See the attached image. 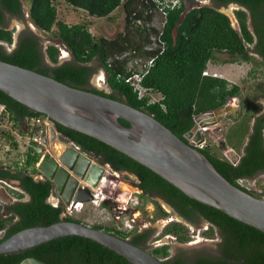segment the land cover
I'll use <instances>...</instances> for the list:
<instances>
[{
    "label": "trees",
    "instance_id": "trees-1",
    "mask_svg": "<svg viewBox=\"0 0 264 264\" xmlns=\"http://www.w3.org/2000/svg\"><path fill=\"white\" fill-rule=\"evenodd\" d=\"M57 1L0 0V60L126 102L153 115L186 142L188 139L184 134L193 127L195 116L223 106L229 97H235L240 91L237 84L224 77L203 74L210 62L218 61V54L227 53L234 57L233 60L243 58L246 61L252 60L253 54H256L259 62L264 65V0H210L209 4H202L199 0H162V4L154 2L152 6L147 0H62L98 17H108L117 8H121L125 13V32L114 38L96 36L84 23L69 24L58 20ZM197 1L200 5L188 7L187 2ZM230 3L245 7L234 11L238 28L232 24L228 14L218 9ZM158 7H161L164 16L157 23L155 10ZM26 13L38 29L54 32L61 39L71 54L70 59L59 63V46L54 43L44 46L39 35L30 28L22 29L16 45L11 47L15 29L9 28V21L11 18L26 20ZM136 15L141 17V21L137 20ZM135 34L140 36L137 42ZM147 43L155 49L151 53L156 51V55L146 65L147 69L140 81L149 91L140 96V91L132 84L134 79L128 80L135 74L134 67H138V64L132 62L133 55L129 56V53L133 52L135 56L138 47L140 51L142 48L146 50ZM144 58L147 59L148 56ZM99 67L105 69L109 91L90 85V79ZM155 94H160L161 98L151 101ZM0 104H4L0 112V124L9 122L22 135H25L23 122L28 121L31 136L36 129L35 120L47 118L46 114L30 109L2 90ZM119 121L127 127L130 126L123 118ZM56 125L63 134L79 144L81 149L100 161L110 163L115 170H126L135 174L139 179L136 185L156 205L159 214L168 215V212L157 197L168 202L179 215L192 224L198 225L202 220L207 221L209 226L205 232L218 233L219 240L215 254L196 252L186 255L179 252L171 255L168 243L149 248L152 234L150 228L139 231L138 228L121 230L101 224H93V227L124 239L129 238L133 244L148 249L162 259L164 264H264L263 230L190 197L152 169L111 145L60 123ZM251 128L252 130H248V137L246 136L248 139L244 150L236 163L230 158L218 155L210 143L195 147L230 182L261 197L264 196L263 188L251 189L240 180L253 178L264 171V113L254 117ZM3 133L13 148H19L14 134L8 130H3ZM27 150L24 164L21 167L16 164L15 173L10 169L0 170V177L19 179L30 195L29 200L7 206L8 216L1 211L0 206V233L8 229L0 242L31 226L50 225L61 219L83 222L72 214H64V204L48 202L52 193V182L36 180L27 173L28 167L34 166L38 159L33 148L27 145ZM17 195L23 196L22 193ZM164 231L165 234L174 235L182 243L190 239L187 234L188 227L180 222L171 223ZM29 257H35L47 264H134L104 244L80 235L61 236L22 251L0 254V264H20Z\"/></svg>",
    "mask_w": 264,
    "mask_h": 264
},
{
    "label": "water",
    "instance_id": "water-1",
    "mask_svg": "<svg viewBox=\"0 0 264 264\" xmlns=\"http://www.w3.org/2000/svg\"><path fill=\"white\" fill-rule=\"evenodd\" d=\"M231 5L245 9L237 3ZM218 9L222 12L226 10L225 6ZM16 41L17 38L15 45ZM0 90L52 120L49 137L43 141L52 144V153L69 170H74L75 176L70 177L67 168L60 166L55 157L44 152V147L35 140L29 139L27 144L38 153L44 152L39 170L54 182L64 204L74 207L93 199L90 188L79 184L78 177L90 187L100 186L106 192L104 184L109 172L96 161L79 155L75 149L67 148L68 138L57 134L55 123L111 145L152 169L190 197L264 231V196H256L230 182L194 145L195 142L200 144L204 141L203 128L217 123L233 104L195 116L192 129L184 134L188 139L186 142L153 115L126 102L69 85L52 76L3 60H0ZM3 108L4 104H0V112ZM234 108H238L237 105ZM120 118L127 120L130 126L123 125ZM0 193L7 196L4 201L0 195V204L13 202V197L4 186H0ZM48 202L55 203L52 197L48 198ZM5 234L6 230L1 231L0 238ZM66 235H80L98 241L134 264H164L148 249L133 244L129 239L83 222L64 219L13 233L0 242V254L22 251ZM20 264L47 263L29 257Z\"/></svg>",
    "mask_w": 264,
    "mask_h": 264
},
{
    "label": "rangeland",
    "instance_id": "rangeland-1",
    "mask_svg": "<svg viewBox=\"0 0 264 264\" xmlns=\"http://www.w3.org/2000/svg\"><path fill=\"white\" fill-rule=\"evenodd\" d=\"M151 2V6L154 0H147ZM199 2L210 3V0H199ZM56 3L58 9V20L65 21L69 24L84 23L94 35H104L108 38H114L116 35L125 32V13L121 8H117L108 17H98L90 15L86 10L76 8L69 3L62 0H58ZM155 4V3H154ZM188 7L200 5L198 1L196 3L187 2ZM154 6V5H153ZM25 11L27 12L26 5L24 4ZM226 14L230 15L232 24L238 27V21L234 11L238 8L228 4L225 6ZM147 11V9H146ZM155 21L160 22V18L164 16L163 11L160 8L155 10ZM151 16V15H150ZM114 17L113 19H111ZM137 20L141 21V17L136 15ZM11 29H15L14 42L19 32L24 28H30L35 32L42 40L44 46L49 43L57 44L60 48L59 62L71 58V54L67 46L61 41L60 38L54 34V32H44L38 29L29 19L26 13V20L18 18H11L8 25ZM249 26L252 28L250 21ZM56 28V27H55ZM136 42L140 40V36L135 34ZM14 46V43L11 47ZM10 47V48H11ZM137 48V47H136ZM147 50V51H146ZM146 50L139 47L136 49V55L133 52L129 53L131 59L134 57L137 60L138 67L135 68V74H143L147 69L148 60L156 55L151 53L153 47L147 43ZM150 50V51H148ZM67 53V54H65ZM141 53V54H140ZM146 53V54H145ZM149 53V54H147ZM147 55L145 59L143 55ZM218 61H213L208 64L207 70L210 74L228 79L229 82L237 84L240 87V91L236 97H230L227 104H233L232 106L240 105L237 116L229 115L221 116L220 120L207 126L205 131V142L210 143L213 150L222 157L230 158L237 161L244 150L246 140L248 139L247 133L250 129V124L254 117L259 113H264V65L259 62V56L254 55L253 59L246 61L243 58L234 59L233 56L223 53L218 54ZM130 58V57H129ZM130 59V60H131ZM228 60V61H227ZM230 60V61H229ZM150 61V60H149ZM132 65V64H131ZM145 65H147L145 67ZM133 66V65H132ZM102 73L98 79H95L97 74ZM90 81L99 89L109 91V87L106 83V72L102 67L97 68L95 74L91 77ZM155 96L158 98L160 95ZM1 116V115H0ZM254 116V117H253ZM252 121V122H251ZM27 120L22 123L24 131H27ZM30 127V126H29ZM31 129V127H30ZM3 130H8L11 134H14L19 142V148L12 147L10 141L6 138ZM27 135L20 134L19 129H15L11 126V123L5 121L0 124V165H16L22 166L24 161V152L27 149ZM247 136V137H246ZM204 145V144H202ZM109 176L106 177L104 189L109 196H114L120 199L121 205L131 206L134 208V213L122 215L119 219H116L114 214L107 208L98 203H85L82 209L81 204H78L79 210L72 208L71 213L74 217L79 218L83 223L92 226L93 224H101L102 226H115L121 230H130L132 228H150L152 234L149 240L150 247H155L158 244L168 243L170 245L171 255L176 253H184L190 255L196 252H206L215 254L217 251V242L219 240L218 233L209 234L205 231L208 229L209 223L202 220L198 225L192 224L187 220H184L179 214L170 209L163 201H161L164 209L169 213L168 215H161L154 210L153 202L147 197L140 194V190L132 183V180L137 181L124 171H118L111 168H107ZM242 184H246L251 189H264V171L259 172L253 178L241 179ZM9 192L18 198L15 188L10 187ZM100 195H103L100 194ZM7 198L3 193L1 197ZM55 203H57V195L53 193L51 195ZM27 198V195L23 197ZM100 200V199H99ZM2 207V206H1ZM2 211V210H1ZM173 222H180L188 227L187 234L190 239L185 242H179L172 234H165L164 229ZM129 239V238H127ZM159 246V245H158Z\"/></svg>",
    "mask_w": 264,
    "mask_h": 264
},
{
    "label": "flooded vegetation",
    "instance_id": "flooded-vegetation-1",
    "mask_svg": "<svg viewBox=\"0 0 264 264\" xmlns=\"http://www.w3.org/2000/svg\"><path fill=\"white\" fill-rule=\"evenodd\" d=\"M256 55V54H255ZM258 56V55H257ZM90 85L91 86H93V87H96L94 84H92V82L90 81ZM236 97V96H235ZM229 102V99H228V101L226 102V104H224V105H227V103ZM237 107L238 108H234L235 110L237 109V111H238V109L240 108V105L238 104L237 105ZM229 108V110H228V112H227V114L229 115V112L232 114V116L234 115V116H237V114H238V112L237 111H235V110H233V106H229L228 107ZM263 113V112H262ZM226 114V115H227ZM261 114V113H260ZM226 115H224V116H226ZM223 116V115H222ZM220 118H221V116H220ZM220 118L218 119V121L220 120ZM39 120H40V122H37L38 124H36V120H35V124H36V129H35V131L31 134V136H30V127H29V123H27V131H24L25 133V135H27L26 136V139H27V141H26V143H28V140L29 139H33V136L34 135H37V138H39V140H36V142L39 144V146H43L44 147V152L46 151V152H49L51 155H53L54 157H55V159H56V161L59 163V165L60 166H63V167H65V168H67V170L70 172V177L72 176V175H74L75 173H74V170H69V168L68 167H66L65 165H63L62 164V162H61V159L60 158H58L57 156H55L54 155V153H52V144L51 143H49V141L47 142V143H44V141H43V139H47L48 137H49V125L52 123V120L50 119V118H46V117H42V118H38ZM252 122V121H251ZM31 123H33V121L31 120ZM253 123H254V119H253V122H252V125H253ZM210 126V125H209ZM55 127H56V129H57V134L58 135H62V136H64V137H66V138H68V143H67V148H73V149H75L76 151H78L79 152V155H84V156H86V157H88V158H90V159H92V161H96L97 163H99V164H101V165H103L104 167H105V169L107 170V168H111V169H114L113 168V166L110 164V163H104V162H102V161H100L97 157H95L94 155H92V154H90V153H88L87 151H84L83 149H81V147H80V145L79 144H77V143H75L68 135H65V134H63L62 133V131L61 130H59V128H58V126L56 125V123H55ZM250 129H249V131L250 130H252V126H251V124H250ZM192 129V128H191ZM207 130V128H205V130H202V136H203V138H204V141H203V144H204V142H205V136H204V133H205V131ZM34 140V139H33ZM28 145V144H27ZM75 145H77L78 146V148H76L75 147ZM194 145L195 146H199V144H197L196 142L194 143ZM29 146V145H28ZM30 147V146H29ZM31 148H33V147H31ZM27 149H26V151L24 152V161H23V164H24V162H25V160H26V153H27ZM33 153H36L37 155H38V159H37V161L35 162V164H34V166H29L28 167V170H27V173L28 174H30V175H33V177L36 179V180H48V181H51L52 182V185H53V187H52V193H51V195L53 194V193H55L56 195H57V203H53V204H55V205H61V204H64V202H63V200H62V198H61V195L59 194V192H58V189H57V187L54 185V182L52 181V180H50L49 178H47L45 175H44V173L42 172V171H40L39 170V163L41 162V159H42V157H43V155H44V152L43 153H38L34 148H33ZM22 164V165H23ZM12 164H6V165H0V170L2 169V170H7V169H10V171L12 172V173H15L17 170H16V166L15 165H13V166H11ZM21 167V166H20ZM35 168V171L33 170ZM20 170H22V169H20ZM115 170V169H114ZM33 171V172H32ZM118 171H124V172H126V173H128L130 176H132L133 178H135L137 181L135 182V180H132V183H134L135 184V186L141 191V189L136 185L137 183H138V181H139V179H138V177L135 175V174H133V173H131V172H129V171H126V170H118ZM75 176V175H74ZM77 177V176H76ZM104 178V177H103ZM103 178H102V180H103ZM78 179H79V184H81V185H83V186H88L89 188H90V190H91V193H92V195H93V197H94V191L97 193V192H99V190L100 191H102V189H101V187L100 186H98L97 188H92V187H90L89 185H87V184H85V182L84 181H82L79 177H78ZM0 186H4L5 187V189L7 190V192L11 195V193L9 192V189H10V187H12V188H15L16 190H18V192L17 193H22V197H19L18 196V198H16L14 195H11L12 197H13V202H11V203H6V202H2V204H0V206H2V211H3V213H5V215L6 216H8L9 214L7 213V211H6V207L7 206H9V205H11V204H14V203H16V202H18V201H26V200H29L30 199V195H29V193L27 192V191H25L24 190V188H23V186H22V183L20 182V180L19 179H16V178H14V177H10V176H3V177H0ZM105 187V186H104ZM102 193H103V195H100V194H98V198L100 199V204L103 206V207H105V208H107V209H109L113 214H114V216H115V218L116 219H119L122 215H126V214H132V213H134V208L133 207H131V206H126V204H128V202L125 204V205H121L120 203L122 202L120 199H118L117 197H114V196H109L106 192H103L102 191ZM140 194L141 195H143V193H142V191L140 192ZM0 195H2L1 193H0ZM25 195H27V198L26 199H24L23 197L25 196ZM51 195L49 196V197H51ZM144 196V195H143ZM48 197V198H49ZM53 198V197H52ZM159 202H160V204L162 205V203H161V201H163L170 209H172L175 213H177V211L168 203V202H166L164 199H162V198H160V197H157L156 198ZM2 200H6V199H4V197L2 196ZM161 200V201H160ZM90 203H94L93 201H89ZM89 202H83V205L81 206V208L80 209H82L83 208V206H84V204L85 203H89ZM51 203V202H50ZM153 205H154V210L156 211V205L154 204V203H152ZM64 206L66 207V204H64ZM163 207V206H162ZM72 208H74V209H76V210H79L78 208H76V206H74V207H72ZM164 208V207H163ZM169 214V213H168ZM181 216V215H180ZM146 228V227H145ZM8 229H6V231H7ZM139 231H141V230H143V228H139L138 229ZM137 230V231H138ZM158 245H161V244H158ZM158 245H156V246H158ZM150 246V245H149ZM155 246V247H156ZM150 249H151V247H149ZM152 248H154V247H152Z\"/></svg>",
    "mask_w": 264,
    "mask_h": 264
},
{
    "label": "built area",
    "instance_id": "built-area-1",
    "mask_svg": "<svg viewBox=\"0 0 264 264\" xmlns=\"http://www.w3.org/2000/svg\"><path fill=\"white\" fill-rule=\"evenodd\" d=\"M166 1V0H165ZM155 2H159V3H163V1L162 0H155ZM174 3V2H173ZM158 8H160L161 9V7H158ZM141 76H142V74H134V76L132 77V78H128V80H131V79H134V81H132V84L140 91V96H142V95H144L145 93H147L148 91H149V89H147V88H145L143 85H141V83H140V81H141ZM155 100H157V98H156V96L155 95H153L152 97H151V101H155ZM37 122H40V120L39 119H37L36 120V124H38ZM39 125V124H38ZM33 139L36 141V140H39V138H37V135H34L33 136ZM202 144L203 143H200L199 145L200 146H202ZM75 147L76 148H78V146L77 145H75ZM234 163H236V161H234V160H232ZM94 193V198L91 200V201H93L94 203H98V204H100V200H99V198H98V194H102V191H100L99 190V192H93ZM71 210H72V207H71V205H66V212L64 213V214H66V213H68V214H70L71 213Z\"/></svg>",
    "mask_w": 264,
    "mask_h": 264
},
{
    "label": "bare ground",
    "instance_id": "bare-ground-1",
    "mask_svg": "<svg viewBox=\"0 0 264 264\" xmlns=\"http://www.w3.org/2000/svg\"><path fill=\"white\" fill-rule=\"evenodd\" d=\"M65 54H67V53H65ZM152 59H153V57H152V58H150L149 60L151 61ZM149 60H148V63H147V65H149V64H150V61H149ZM132 62H133V63H135V64H137V63H136V62H137V60H136L135 58L132 60ZM145 67H146V65H145ZM100 76H102V73H100V74H97V76H96V78H95V79H98ZM159 95H160V94H159ZM156 98H157V97H156ZM160 98H161V95H160V97H158V98H157V100H158V99H160ZM205 119H207V118H205ZM202 143H203V142H202ZM199 146H200V145H199ZM108 175H109V173H108ZM109 176H112V175H109ZM93 198H94V197H93ZM78 204H81V205H80V208H81V206L83 205V203H78ZM78 204L76 205V208H78V207H79V205H78ZM80 208H79V209H80Z\"/></svg>",
    "mask_w": 264,
    "mask_h": 264
},
{
    "label": "clouds",
    "instance_id": "clouds-1",
    "mask_svg": "<svg viewBox=\"0 0 264 264\" xmlns=\"http://www.w3.org/2000/svg\"><path fill=\"white\" fill-rule=\"evenodd\" d=\"M154 2H155V0H154ZM156 3V2H155ZM231 4V3H230ZM239 9V8H238ZM239 26V25H238ZM236 28H238V27H236ZM14 45H15V42H14ZM253 55H255V54H253ZM152 62V60L150 61V63ZM204 75H207V74H210V72L206 69L205 71H204V73H203ZM215 75V74H214ZM230 98V97H229ZM206 128V127H205ZM205 128H203V130H205Z\"/></svg>",
    "mask_w": 264,
    "mask_h": 264
}]
</instances>
